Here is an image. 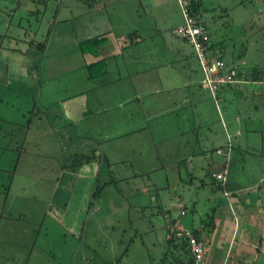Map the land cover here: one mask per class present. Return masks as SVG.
<instances>
[{"label": "crops", "instance_id": "crops-1", "mask_svg": "<svg viewBox=\"0 0 264 264\" xmlns=\"http://www.w3.org/2000/svg\"><path fill=\"white\" fill-rule=\"evenodd\" d=\"M87 1L92 3L87 4L86 15L112 12L114 5L125 3L124 0ZM133 1L138 2L134 7V15L138 17L141 0ZM138 31L142 38L139 43H130L126 36H112V30H87L86 36L76 40L71 47H60L65 53L54 55L52 51L53 57L46 58L44 47L36 59L25 55L21 59L19 78L25 79L27 74L32 78V84L28 83L29 80L24 81L15 90L7 86L8 77H3L2 73L7 72L8 65L2 64L0 264H27L32 258L41 216H36L38 212L33 206L21 205L15 209L13 200L17 201L20 197L12 195L11 189L16 169L27 148L32 146L33 151L26 163L35 162L40 157L38 150L44 145L42 139L46 130L47 140L60 142L63 138L66 149L63 152L59 148V157L54 160L55 164H59L60 171L58 175L54 174L53 189L44 216L47 214L55 221L72 224L75 218L80 219L77 212L69 214L72 204L78 206V212L85 207L86 213L97 212L93 208L97 200L92 199V195L98 185L101 187L100 195L112 188L118 196H124L122 190L130 187L127 180L147 178L151 182L150 187H154L160 173L162 189L182 185L184 190L177 204L172 205V209L177 208L178 216H172L168 211L163 214L165 219L168 218L166 242L173 252V262L186 261L188 254L181 247L183 240L169 242L171 233L168 224L174 223L189 231L198 230L202 218L212 214V231L199 235L207 240L206 264H264V153H248L253 142L243 135L244 131L248 133L249 122L247 117L241 123L239 117L242 110L233 119L236 125L234 132L223 123L220 140L215 133L211 139L202 133L209 127L201 119L202 113L197 112V104L205 97V91L210 93L215 104L222 101V108L225 109V104L234 100V89L251 82L240 80L234 86L221 87L220 93L213 95L203 86V77L199 78L187 61L189 52L183 46L165 42L146 45L151 35L148 36L146 30ZM155 32L158 33L157 30ZM7 37L4 34V38ZM94 37L102 39L101 44L96 49L86 47L85 51H81L79 43ZM210 42L212 55L220 57L218 54L222 49L211 38ZM174 47L185 73L175 86H164L162 81L174 78L169 72L165 73L169 64L174 62L166 58L170 48ZM35 52H32L33 55ZM19 55H22L21 51ZM95 64L102 66H95L90 71L88 67ZM153 80L159 83L158 87L152 85ZM258 83L261 82H253L254 85ZM180 89L184 92L182 99L171 101ZM242 91L244 95L239 97L246 99L248 93L245 89ZM256 93L257 90L249 91L252 96ZM40 99L44 101L43 106ZM8 100L16 102L9 104ZM13 105L20 113V121L7 120L2 112L3 107ZM25 115L28 116L26 119ZM189 115L194 119L191 120ZM32 127L45 132L39 134L33 131L31 134ZM187 134L191 137H186ZM186 148L190 150L186 152ZM35 149H38L37 152ZM207 151L214 152L216 159H212L213 156L206 159ZM244 152L251 154L247 162L242 156ZM76 154L88 156L90 160L73 166L71 163ZM60 157L61 160L58 159ZM64 157H68L69 166L62 163ZM50 167L46 166L44 170ZM53 169L57 171L56 165ZM221 173L224 174V181L214 177ZM191 190L193 197L190 198L188 193ZM21 192L24 193L25 188ZM154 195L158 197L157 192ZM208 200L209 208L204 209ZM90 203L92 206H89ZM97 206L100 209L98 203ZM188 212L192 216L184 221Z\"/></svg>", "mask_w": 264, "mask_h": 264}, {"label": "rangeland", "instance_id": "rangeland-1", "mask_svg": "<svg viewBox=\"0 0 264 264\" xmlns=\"http://www.w3.org/2000/svg\"><path fill=\"white\" fill-rule=\"evenodd\" d=\"M124 2L114 5L112 12L109 10L86 15L87 4L92 2L84 0H0V50L3 51L0 52V68L2 64L8 65L7 72H3L2 76L8 77L9 89L15 90L17 85L24 81L28 82L27 80L32 84V78L27 74L25 79L19 78V71L23 56L37 58L39 54L36 49L37 43L45 42L46 58H50L53 57L52 51L54 55L65 53L60 47L63 45L71 47L76 40L79 41L86 36L87 30L91 32L112 30V36L121 35L122 38L134 31L146 30L147 35H151L146 45L151 42L158 45L163 42L171 45L180 44L189 52L186 58L193 70L197 72L199 78L203 77L192 46L173 33L174 29L184 23L176 0H141L142 8L138 17L134 15V7L138 2L133 0ZM200 2L204 10L202 20L205 29L217 47L222 49L221 54H218L221 59L241 71L254 66L264 70V0H200ZM138 24L144 27L141 28ZM4 34L8 37L4 38ZM34 50L37 52L33 55ZM19 51L22 55H19ZM177 52L176 47L170 48L166 57L167 60L174 62L169 64L165 73L169 72L174 78L168 82L162 81L164 86L167 84L175 86L185 73L179 57H176ZM61 55L57 56L58 59H61ZM29 73L32 75L31 71ZM176 73L179 77H175ZM152 85L158 87L159 83L153 80ZM244 89L248 93L246 99L239 97ZM251 90H257L256 95H250ZM218 93L220 88L217 90ZM183 94L180 89L176 91L175 98L170 100H181ZM204 94L205 97L197 104V112L202 113L200 117L209 127V130H202L207 138L211 139L215 133L220 140L223 123L234 132L236 125L233 119L235 114L242 110V116L239 117L241 123L247 117L249 119L246 128L248 133L244 131V126H241L243 135L253 142L248 153L258 155L264 153V82L255 85L249 83L234 89V100L225 104V109L222 108V101L215 104L209 92L205 91ZM8 101L9 104L16 102ZM43 104V99H40V105ZM2 112L7 120L16 122L21 120L20 113L14 105L3 107ZM26 117L28 116L25 115V119ZM32 118L35 116L32 115ZM189 118L194 119L191 115ZM33 123L35 126L36 123L34 121ZM33 131L39 134L45 132L40 128L37 130V127H32L31 134ZM47 135L46 130L42 139L44 145L40 150L35 149V152L38 150L41 154L35 162L26 163L33 151L32 146L27 148L16 169L11 189L12 195L20 197L17 201L13 200L15 209L21 205L33 206L38 212L36 216L38 214L41 216L39 233L32 247V258L27 264H174L173 252L169 250L166 242L165 226L168 218L165 219L163 214L168 211L167 213L172 216H178L177 208L172 209V205L177 204L178 197L184 191L182 185L168 190L162 189L160 173L156 177L154 187H150L151 182L147 178L127 180L130 187L122 190L125 192L124 196H118L112 188L104 195L97 194L95 199L100 209L97 203H94L96 213H86L84 210L86 207L78 212V206L72 204L69 214L77 212L80 219L75 218L76 221L74 219L72 224H63L62 221H55L47 214L44 216L55 175L60 171L59 164H55L54 160L59 157V148L63 152L66 149L63 138L60 142L47 140L49 139ZM188 136L191 137V134H187L186 137ZM217 137H214L215 140ZM189 150L185 149L186 152ZM249 155L251 154L246 152L242 154L246 162ZM212 156V159H216L214 152L207 151L206 159L209 160ZM58 159L61 160V157ZM66 159L64 157L62 163L65 162L64 164L69 166L70 163ZM248 159L250 160L249 157ZM49 165H51L47 168L49 170H44ZM54 165L57 171H54ZM203 167L206 168L204 165ZM132 183L136 186H131ZM24 188L25 192L22 193L21 190ZM155 192L158 193L157 198ZM188 194V197H193V190ZM208 204L209 200L203 208H209ZM191 216L192 214L188 212L183 218L184 221ZM173 240L178 243L179 239Z\"/></svg>", "mask_w": 264, "mask_h": 264}, {"label": "built area", "instance_id": "built-area-1", "mask_svg": "<svg viewBox=\"0 0 264 264\" xmlns=\"http://www.w3.org/2000/svg\"><path fill=\"white\" fill-rule=\"evenodd\" d=\"M176 1L181 9L184 23L174 29L173 33L192 46L203 73V86L215 95L219 88L236 84L238 80L235 69L226 66L221 59L210 54L208 50L210 46L209 34L200 21L190 13L189 1ZM216 152L221 153L220 150ZM214 177L224 181L222 173L216 174ZM180 214L183 215L184 211L181 210ZM167 228L173 237L183 239L187 243L188 259L180 264H206V239L200 236L196 237L192 231L185 230L174 223H169Z\"/></svg>", "mask_w": 264, "mask_h": 264}, {"label": "trees", "instance_id": "trees-1", "mask_svg": "<svg viewBox=\"0 0 264 264\" xmlns=\"http://www.w3.org/2000/svg\"><path fill=\"white\" fill-rule=\"evenodd\" d=\"M86 1V0H84ZM189 1V9H190V13L200 21V24H202L204 27V22L202 20V16L204 14V10L202 9V4L200 2V0H188ZM210 37V36H209ZM126 39L130 42V43H139L142 38L139 34L138 31H134L128 35H126ZM102 39H99L97 37L88 39L84 42H80L79 43V48L81 51H85L86 47H89L91 50L96 49V47L101 44ZM37 46V50L38 52H43L44 47H45V42H39L36 44ZM210 54L212 51V46H211V42H210V46L208 48ZM36 51V50H35ZM37 52V51H36ZM219 59H221V57H218ZM222 60V59H221ZM95 66L97 67H101L102 65L99 64H95L94 66H89L88 69L91 71L92 68H94ZM233 69H235L236 71V79L238 81L243 80V81H249L251 83L253 82H264V70H262L261 68H259L258 66H254L249 68L246 71H241L240 69H236L235 67H233ZM101 72V71H99ZM91 77V74H90ZM233 85H229V86H234ZM74 157V162L71 163V165L73 166H78L81 165L83 162H87L90 160V158H88V156H83L80 154H76L73 156ZM101 191V187L96 188V190L94 191L93 195H92V199H95V196L98 194H100ZM214 227V223H213V216L212 214H207L204 218H202L201 223H200V228L198 230H192V233L198 237L201 233H206L209 234L212 229ZM170 238V243H173L174 240L173 239H178L172 236V234L169 235ZM179 240H183V239H179ZM181 247L187 252L188 254V250H187V243L185 242V240H183ZM182 263L181 261H177L175 264H180Z\"/></svg>", "mask_w": 264, "mask_h": 264}]
</instances>
